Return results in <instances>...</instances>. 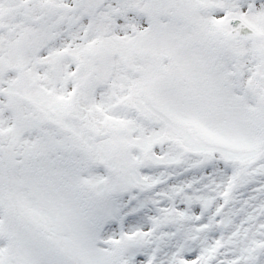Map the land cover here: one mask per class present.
<instances>
[{
  "label": "snow or ice",
  "instance_id": "snow-or-ice-1",
  "mask_svg": "<svg viewBox=\"0 0 264 264\" xmlns=\"http://www.w3.org/2000/svg\"><path fill=\"white\" fill-rule=\"evenodd\" d=\"M0 264H264V0H0Z\"/></svg>",
  "mask_w": 264,
  "mask_h": 264
}]
</instances>
